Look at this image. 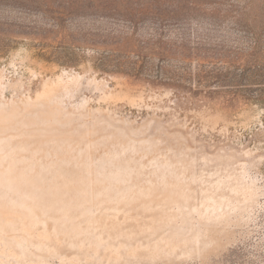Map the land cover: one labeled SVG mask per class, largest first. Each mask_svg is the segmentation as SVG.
Instances as JSON below:
<instances>
[{
  "label": "rangeland",
  "instance_id": "obj_1",
  "mask_svg": "<svg viewBox=\"0 0 264 264\" xmlns=\"http://www.w3.org/2000/svg\"><path fill=\"white\" fill-rule=\"evenodd\" d=\"M261 53L264 0H0V264H264Z\"/></svg>",
  "mask_w": 264,
  "mask_h": 264
},
{
  "label": "trees",
  "instance_id": "obj_2",
  "mask_svg": "<svg viewBox=\"0 0 264 264\" xmlns=\"http://www.w3.org/2000/svg\"><path fill=\"white\" fill-rule=\"evenodd\" d=\"M242 71V75H246L248 71H252L254 74V83L259 85V90L264 93V53L258 54L252 61L245 63L242 67ZM262 92L260 93L261 97L259 98H264Z\"/></svg>",
  "mask_w": 264,
  "mask_h": 264
}]
</instances>
